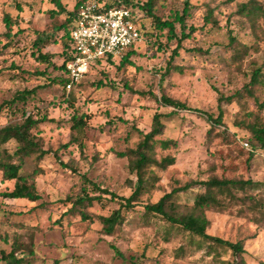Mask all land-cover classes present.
<instances>
[{
    "label": "rangeland",
    "instance_id": "obj_1",
    "mask_svg": "<svg viewBox=\"0 0 264 264\" xmlns=\"http://www.w3.org/2000/svg\"><path fill=\"white\" fill-rule=\"evenodd\" d=\"M60 1L71 12L80 0ZM184 1L156 0L153 13L167 20L174 12H181ZM248 1L189 0L186 28L193 26L197 31L172 61L176 43L166 41V31L159 32L157 37H142L134 45L132 65L120 66L121 58L96 64L66 92L54 82L64 79L58 69L65 44L63 32L58 30L63 17L49 16L54 9L50 0H0V128L19 124L29 115L53 120L31 131L46 155L40 160L35 155L25 158L20 170L21 176L39 172L35 181L39 200L31 203L3 198L14 182L2 181L0 170V253L14 248L24 257L22 264H241L225 247L191 235L161 216L145 213L144 207L172 190L212 177L264 184V152L250 147L243 128L255 118L263 121L264 110L258 112L256 102L264 100V87L252 91L254 98L242 92V98L224 101L243 90L254 69L264 74V14L249 17L237 11ZM255 1L264 9V0ZM129 2L149 27L151 21L141 9L147 0ZM16 6L21 7L20 13ZM207 10L214 13L204 25ZM6 14L15 24L9 37L3 22ZM176 32L179 36L178 26ZM37 38L40 43L34 45ZM40 54L50 56L49 63L39 61ZM99 83L104 87L98 88ZM25 91L34 93L12 101ZM163 95L190 110L163 106ZM193 110L213 119L222 113L223 125L212 126L206 115ZM155 114L163 115L164 129L155 138L154 158L159 161L171 156L175 163L163 171L147 167L144 178L150 182L133 209L121 211L123 220L113 234L105 235L99 217L110 216L119 205L90 183L120 197L131 195L137 177L130 170L129 159L118 154L137 147L141 140L138 131L148 133ZM73 117L83 118L82 129L71 128ZM161 140H173L176 147L162 150ZM243 142L249 143L254 153L243 147ZM16 146L11 140L2 148L12 154ZM203 191L192 185L173 194L166 201L167 212L186 214L196 194ZM83 192L101 196L99 202L82 208L90 217L87 221L71 209ZM249 193L264 199V185ZM227 204L226 211L206 213V233L229 242L244 241L242 264L264 262V231L248 220L259 214L246 213V218H241V205Z\"/></svg>",
    "mask_w": 264,
    "mask_h": 264
},
{
    "label": "trees",
    "instance_id": "obj_2",
    "mask_svg": "<svg viewBox=\"0 0 264 264\" xmlns=\"http://www.w3.org/2000/svg\"><path fill=\"white\" fill-rule=\"evenodd\" d=\"M86 1L89 0H80L75 4L71 12H67L62 6L60 0H50V3L54 6V9L49 11V16L51 18L63 17V22L58 27V30L63 32V37H65V44L63 49L64 52L62 64L58 67V69L62 70L64 79L55 80L54 82L60 83L64 91L65 84L67 83L65 75V65L72 57L70 28L72 26L74 17L76 16L78 7ZM97 2L106 8L120 5H124L130 8L135 17V22L138 26V29L142 37H145V39L149 35H154L157 37L159 32L166 31V41H174L176 43L175 48L171 51V61L178 56V52L182 49L183 43L187 40H190L197 31V28L193 26L186 28L185 18L189 16L191 10V4L189 0L184 1L181 12H174V14H171L170 18L167 20H161L154 15L153 10L155 7L154 5L156 4V0H147V2L141 6V9L145 12L147 18L151 21L149 27L146 26L145 19H142L144 17H140L139 12L133 8V5L130 4L129 0H98ZM16 9L18 13L22 11L20 6H16ZM237 11L238 14L248 15L249 17H255L264 14L263 7L259 5L255 0H249L247 3L240 4ZM213 13V10H207V14L206 16H204V25H206V23H209V20L213 17ZM3 22L7 31V36L9 37L12 31V27L15 25L13 22V18L9 14H6L3 17ZM177 26L180 30L179 36L176 32ZM186 29H188V32H186ZM234 41V38L230 37V42L233 43ZM39 43L40 38H37L34 45ZM130 50L126 52V54L120 59V66L126 64L132 65L130 62V57L134 54V50ZM49 57L50 56L46 54H40L38 56V59L43 63H49ZM114 61L115 60L109 58L100 59L91 66L90 70H92V68L96 64L98 65L103 62L108 64L111 62L113 63ZM257 86L264 87V74L260 69H254L251 72L250 81L246 86L243 87L242 91H237L233 96L229 98H220V101H222L223 99L224 101H232L235 98L240 99L243 97L242 92H245L247 96L253 97L252 91ZM101 87H104V85H102V83H99L98 88ZM30 93L34 92H22L21 94H18L12 101L16 102L17 100H23ZM140 94L146 95L144 92H140ZM160 102L163 106L172 107L177 110H190L186 107L185 104L165 95L161 96ZM256 107L258 112H262L264 110V100L261 102H256ZM193 111H195L196 113H201L202 115H206L207 120L211 122L212 126L217 127L219 125H223L222 113H219L218 117L216 119H213L210 114H206L198 110ZM162 117L163 115L160 114H155L153 116L151 130L148 133L143 134L142 132L137 130L139 135L141 136V140L139 141L135 149L128 150L122 154H118L120 157H127L129 159L130 170L137 177L136 187L129 197L124 198L117 196L113 192H110L106 189H101L95 184L90 183L95 191L99 192L101 195L109 196L112 201H116L119 205L118 210L114 211L110 216L99 217V221L102 225V232L105 235L113 234L115 226L117 224H120L123 220L121 211L133 209L138 196L145 189L146 184L150 182H148L144 178V173L147 167L154 166L160 168L163 171L166 170L167 167L172 166L175 163V158L171 156L162 158L159 161L154 158V148L157 143V140H155V138L161 135L164 129V125L161 122ZM46 121L53 122V120H47V118L34 119L31 115H29L25 117L24 120L19 124L7 125L3 128H0V170L2 172V181L14 182L13 189L11 191L3 193V198L11 200H27L31 203L39 200V195L37 193L35 184L36 177L39 175V172L35 170L28 176H21L20 170L25 158L35 155L36 159L40 160L44 155H46L47 152L43 150L39 138L31 134V131L34 127ZM72 121L74 122V125L71 126V128L78 130L83 128V118L76 119L75 117H73ZM243 128L248 133L250 147L252 149H255L256 152H264V118L263 121L255 118L253 121L244 124ZM209 134L210 131L207 133V135L209 136ZM11 140L15 141L17 146L15 151L12 154H9L7 150L2 147ZM68 145L69 144H66L64 147H68ZM79 146L80 148H82L81 144H79ZM159 147L162 150H166L169 147L175 148L176 142L173 140H161L159 141ZM252 153H254L253 150ZM82 179L84 182L85 178L82 177ZM85 182H87V180H85ZM192 185L198 186L204 191L196 194L190 211L179 216H174L167 212L165 207L166 201L170 199L173 194L177 192H183L192 188ZM263 185L264 184H261L260 182H254L250 179L236 180L227 178L219 179L216 177H212L207 181L193 182L183 186L180 189L172 190L169 194H165L162 198H160L157 203L146 205L144 209L145 213H151L161 216L172 225L182 228L184 231L191 235L197 236L204 241L212 242L213 244L225 247L232 253L235 258H237L238 262L242 264L244 261L243 255L246 253L244 249L245 242L241 240H238L236 242H229L221 238L208 235L206 233V229L209 226V220L206 216V213L210 210L218 213L226 211L229 208V204L227 203L233 205L239 204L242 207L238 211L239 216H241V218H246V213H252V215H255V213L259 214V216H252V218H249L248 220L257 228H259V230L264 231V199H258L253 194L249 193V191L256 190ZM84 190L85 189L83 188V191ZM239 193L241 194V196H238ZM100 200V195L90 196L87 193L83 192V194L79 195L72 203L71 209L78 210L81 220L87 221L90 219V217H88L83 212L82 208H87L92 205V203L96 201L99 202ZM111 247L117 256H121V254L114 246ZM24 260V257L17 254V251L14 248H12L9 253H0V262L3 264H22ZM259 264H264V262L260 261Z\"/></svg>",
    "mask_w": 264,
    "mask_h": 264
},
{
    "label": "built area",
    "instance_id": "obj_3",
    "mask_svg": "<svg viewBox=\"0 0 264 264\" xmlns=\"http://www.w3.org/2000/svg\"><path fill=\"white\" fill-rule=\"evenodd\" d=\"M142 41V35L130 8L120 5L106 8L97 1L82 3L70 28L72 57L65 65L70 92L100 59L116 60ZM242 146L249 148L247 142Z\"/></svg>",
    "mask_w": 264,
    "mask_h": 264
}]
</instances>
